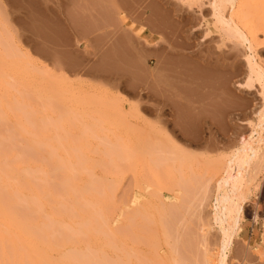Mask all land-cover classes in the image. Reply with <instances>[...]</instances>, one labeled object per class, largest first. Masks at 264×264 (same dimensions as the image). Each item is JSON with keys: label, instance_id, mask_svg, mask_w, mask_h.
Listing matches in <instances>:
<instances>
[{"label": "rangeland", "instance_id": "1", "mask_svg": "<svg viewBox=\"0 0 264 264\" xmlns=\"http://www.w3.org/2000/svg\"><path fill=\"white\" fill-rule=\"evenodd\" d=\"M61 2L0 0V210L28 234L19 245L41 264H218L226 240L227 264H264V0L138 2L141 14H166L165 33L131 24L118 8L150 49L196 63L165 69L178 84L171 97L156 79L155 93L131 94L56 68L46 55L54 50L60 64L63 49L45 45L44 24L62 19ZM83 48L77 41L73 59ZM175 103L192 115L184 124L193 136ZM244 140L229 184L240 209L225 202L231 212L220 223L217 180Z\"/></svg>", "mask_w": 264, "mask_h": 264}, {"label": "crops", "instance_id": "2", "mask_svg": "<svg viewBox=\"0 0 264 264\" xmlns=\"http://www.w3.org/2000/svg\"><path fill=\"white\" fill-rule=\"evenodd\" d=\"M140 1L142 0H68L65 4L61 2L62 19H50L46 16L44 26L48 31V43L45 45L51 44L53 48L61 46L63 50L60 56L64 60L58 64L55 58H52L55 55L54 50L46 55V59L58 69L84 70L100 81L111 82L114 88L123 85L131 94H137L145 88L150 93H155L150 87L155 79L154 84L161 77H165L161 76L165 69L171 71L176 68V73L181 74L183 63L187 64L190 70L196 63L190 58L173 54L171 50L150 49L133 30L122 25V15L119 14L118 8L123 12V16L137 27L145 25L154 33L167 31L166 14L157 7L141 14L136 7ZM53 7L59 8L56 3H53ZM54 8L50 9L56 14ZM46 12L48 14V10ZM77 41L84 45L79 60L72 57ZM150 59L155 62L152 69L149 67ZM174 105L178 110L181 109L179 104Z\"/></svg>", "mask_w": 264, "mask_h": 264}, {"label": "bare ground", "instance_id": "3", "mask_svg": "<svg viewBox=\"0 0 264 264\" xmlns=\"http://www.w3.org/2000/svg\"><path fill=\"white\" fill-rule=\"evenodd\" d=\"M64 60V59H63ZM62 59H61V62L63 61ZM185 67H187V66H185ZM249 68H250V66H249ZM185 69V68H184ZM186 72H188L187 70H185ZM184 71V73H185V77L187 78L188 76H186V72ZM249 71H251V72H253L252 71V67H251V70L249 69ZM171 72V71H170ZM172 73V72H171ZM188 74V73H187ZM199 75H200V73H198ZM197 74V75H198ZM206 74V73H205ZM251 74V73H250ZM171 75V74H170ZM170 75H166L165 77H161L155 84H154V86H158V87H161L160 89H162L163 91H161L163 94H165V93H168V91L167 90H171V91H173V93L176 91V94H177V91L179 92V90H178V84L177 83H174L173 81L176 79V77L175 76H172V77H175V78H172L173 79V81H172V79L170 80V78H169V76ZM173 75V74H172ZM197 75H193V76H195V78H196V76ZM198 75V76H199ZM183 76V75H182ZM184 76H183V78H184ZM201 76V75H200ZM202 76H204L203 78H206V77H208V75L207 76H205V75H202ZM210 76H211V74H210ZM214 77V83H215V76H212V77H209V78H213ZM189 78H192L191 76H189L188 77V79ZM219 78V77H218ZM198 79H200V77L198 78ZM197 79V81L199 82L200 80H198ZM182 80V79H181ZM191 80V79H190ZM193 80H195V79H193ZM192 80V81H193ZM209 80V79H208ZM217 80V79H216ZM182 81H184V80H182ZM192 81H191V83H192ZM203 81H204V83L206 84V82H205V79H203ZM209 81H211V80H209ZM187 82V79H185V82H183V83H186ZM190 82V81H189ZM202 82V81H201ZM188 83V82H187ZM182 84V83H181ZM189 84V83H188ZM198 84V83H197ZM205 84H203V85H205ZM207 84H209V83H207ZM206 84V85H207ZM212 84V83H211ZM211 84H210V86H211ZM216 84V83H215ZM187 85V84H186ZM190 85V84H189ZM191 85H193V83L191 84ZM190 85V86H191ZM214 85V84H213ZM213 85H212V88H213ZM153 85H152V87L153 88H151V90H153V89H157V88H155ZM215 86V85H214ZM180 87H182V85H180ZM183 87H185V86H183ZM187 87H189L188 85H187ZM193 87V86H192ZM208 87H209V85H208ZM239 89H243L244 87H243V85L242 84H239L238 86H237ZM184 90V88H181V90ZM214 89V88H213ZM159 90V89H158ZM165 90H166V92H165ZM183 90L180 92L181 94L183 93ZM186 90L188 91V89L186 88ZM197 90H193V92H196ZM159 92H160V90H159ZM161 92H160V94H161ZM185 93H186V91H184ZM191 92V91H190ZM192 92V94H195V93H193ZM169 93H171L172 94V92H169ZM168 93V94H169ZM198 93V92H197ZM163 94H162V96H163ZM171 94H169V97H171ZM175 94V93H174ZM173 94V95H174ZM184 94V93H183ZM187 94V93H186ZM185 94V95H186ZM189 94H191V93H189ZM209 94H211V93H209ZM197 94H195L194 95V97L196 96ZM165 97H166V95H164ZM172 97H174V96H172ZM185 97H188V99H190V97H193V95H191L190 97H189V95L188 96H185ZM167 98H168V95H167ZM174 98H170V101L171 100H173ZM187 99V100H188ZM200 99V98H199ZM204 99V98H203ZM169 101V100H168ZM185 101V100H184ZM189 101V100H188ZM179 118H178V122H179V120H180V124H179V126L181 125V129H182V132L184 133V134H186L187 136L188 135H190V136H193L192 134H193V131H192V129L190 128V126L188 125L187 126V124L185 123L184 124V122H185V120H187V118H189L190 116H192L191 114H188L187 115V113L188 112H186V111H184V110H182V109H179ZM186 112V113H185ZM261 113V112H260ZM190 115V116H189ZM211 115V114H210ZM191 118V117H190ZM189 118V119H190ZM188 119V120H189ZM192 119V118H191ZM189 122V121H188ZM178 126V125H177ZM261 127V126H260ZM262 128H264V127H262ZM259 129V128H258ZM261 129V128H260ZM194 130V129H193ZM253 133V132H252ZM254 134V133H253ZM259 134V133H258ZM195 135V134H194ZM189 136V137H190ZM254 135H252L251 134V137H249V140H250V138H254L253 137ZM255 139V138H254ZM253 140V139H252ZM257 140V139H256ZM250 143H252V141L250 142ZM255 143H256V141H255ZM259 144V143H258ZM246 145H247V141L246 140H244L242 143H240V146H238L237 148H236V154L232 157V159L227 163V170L224 172V174H225V178H222V179H218L217 181H218V185H216V186H218V188L216 189L217 191V196H216V199H215V213H214V217H215V219H218V221L221 223V222H223V221H225V212L227 213V211L229 210V208H228V210H227V208H225V206H224V203L226 202L227 204H228V202H229V207H230V209H233V208H235L236 207V204H235V202H234V196H233V194L235 193H237L238 191H236V189H237V187H235L234 185V187L232 186V190H230L229 189V184H230V181H232V182H236L237 180H238V177H235V178H233V173L235 172V158H236V156L237 155H239L240 153H241V151L244 149V147H246ZM250 145V144H249ZM248 145V146H249ZM254 145H256V144H254ZM12 163V162H11ZM13 164V163H12ZM259 166V165H258ZM8 167V166H7ZM259 168V167H258ZM3 169V168H2ZM220 169V168H219ZM218 169V170H219ZM3 171V170H2ZM4 172V171H3ZM6 173V172H5ZM1 174V173H0ZM3 175V174H2ZM255 174H253V176H254ZM253 176H252V178H253ZM256 176V175H255ZM247 177V176H246ZM244 178H245V176H244ZM250 178V177H249ZM7 179V178H6ZM12 179H14V177H12ZM1 180V179H0ZM252 180V179H251ZM216 181V182H217ZM249 182H250V180H249ZM13 184V183H12ZM217 184V183H216ZM248 184V183H247ZM34 185V184H33ZM236 188V189H235ZM40 189V188H39ZM229 189V190H228ZM38 191V190H37ZM26 192V191H25ZM30 193V192H29ZM4 196H5V194H3ZM2 195V196H3ZM224 196V197H222V200H220V198H218V196ZM240 196V195H239ZM244 196V195H243ZM46 197V196H45ZM30 198H32V197H30ZM29 198V199H30ZM33 199V198H32ZM35 199H36V197H35ZM2 200V199H1ZM5 200V199H4ZM7 200V199H6ZM37 201V200H36ZM38 201H40L39 199H38ZM11 202V201H10ZM30 203V202H29ZM43 203V202H42ZM4 203H2V205H3ZM33 204H35V202L33 203ZM33 204H31L32 206H33ZM39 204V203H38ZM226 204V205H227ZM1 205V204H0ZM36 205V204H35ZM222 205V206H221ZM30 206V205H29ZM42 206V205H41ZM41 206H38V207H40L39 209V211H41ZM10 207V206H9ZM32 208V207H31ZM36 209H38L37 207H36ZM43 209V208H42ZM240 209V207L238 206V209L237 208H235V210H239ZM3 210H5V209H3ZM7 210V209H6ZM10 209H8V211H9ZM17 210V209H16ZM12 211V210H11ZM230 212H231V210H229ZM19 212V211H18ZM42 212V211H41ZM235 212V211H234ZM12 213H13V211H12ZM16 214V213H15ZM34 214V213H33ZM36 214H38V212H36ZM235 214V213H234ZM237 215H238V213H236ZM236 215V216H237ZM42 216V215H41ZM228 216V215H227ZM35 217H36V215H35ZM229 217V216H228ZM238 217V216H237ZM24 218V217H23ZM30 218H31V216H30ZM34 218V217H33ZM32 218V219H33ZM236 218V217H235ZM42 219V218H41ZM89 219V218H88ZM229 219V218H228ZM34 221H36V220H34ZM87 221V220H86ZM86 221H84V222H86ZM234 221H236L235 219H234ZM89 222V221H88ZM87 222V223H88ZM228 222H229V220H228ZM227 222V223H228ZM16 222L10 217V216H6V215H4L3 213H2V211L0 210V264H24L25 262H27L28 264H41V260L40 259H37V258H35V257H31L30 255L32 254V253H35L36 252V250L35 249H33L32 247H31V245H29L28 244V246L24 249L22 246H20L19 244H22L21 242L22 241H24V242H26V243H28V239H29V236H28V234L26 233V232H24V231H22L21 230V228L18 226V225H16L15 224ZM230 223L231 222H229V225H230ZM89 225V224H88ZM228 225V224H227ZM233 225H235V224H233ZM89 227H91L90 225H89ZM229 228V227H228ZM233 228V227H232ZM30 229V228H29ZM92 229V228H91ZM230 229L231 228H229V229H224V230H222L221 232H223L224 233V235H227V233L230 231ZM32 230V229H31ZM40 230V229H39ZM42 231V230H41ZM74 233H76V232H74ZM35 234H36V232H35ZM72 235H73V233H72ZM48 236V235H47ZM224 237V236H223ZM65 238V237H64ZM44 239V238H43ZM65 239H67V242H69V240H71V239H69L68 240V238H65ZM64 239V240H65ZM42 240V239H41ZM73 240V239H72ZM225 240V239H224ZM54 241V240H53ZM66 241V240H65ZM227 241L225 240V241H223V243H222V245H221V249H219L220 250V254H219V262H218V264H227V250H228V247H229V242H227ZM50 243H52V242H50ZM55 243V242H54ZM53 244V243H52ZM67 244V243H66ZM19 245V246H18ZM56 245H57V243H56ZM55 246V245H54ZM53 246V247H54ZM60 248V247H59ZM26 251L28 254H29V256L28 255H26V256H24L23 254H20V252H23V251ZM25 252V253H26ZM74 257H76V256H74ZM73 257V258H74ZM72 258V257H71ZM72 258V259H73ZM68 260H70L69 258H67ZM77 259V258H76ZM61 260V259H60ZM78 260V259H77ZM73 261H75L76 262V260H74L73 259ZM75 262H73V263H75ZM79 262H80V260H79ZM69 264V263H68ZM78 264H80V263H78ZM84 264H85V262H84ZM213 264V263H212Z\"/></svg>", "mask_w": 264, "mask_h": 264}]
</instances>
